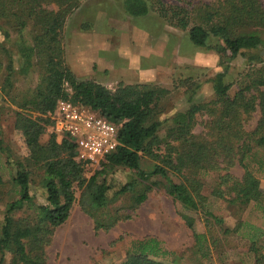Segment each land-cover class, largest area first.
I'll return each mask as SVG.
<instances>
[{
	"label": "trees",
	"instance_id": "trees-1",
	"mask_svg": "<svg viewBox=\"0 0 264 264\" xmlns=\"http://www.w3.org/2000/svg\"><path fill=\"white\" fill-rule=\"evenodd\" d=\"M82 1L0 0V20L10 24L18 35L11 48L0 42V52L7 60L6 66L0 60V76L5 77L0 93L12 94L14 75L26 76L36 68L39 71V81L29 97H22L19 102L11 96V102L17 105L14 128L21 132L27 155L16 162L15 172H11L10 182L19 197L7 204L0 226V264H46L45 246L53 231L70 217L76 186L83 189V209L94 216L108 206L107 174L118 169L134 175L115 193V198L131 194L134 208L148 199L154 185L165 183L167 194L184 211L201 212L208 221L222 224L223 219L207 209L204 178L215 174V185L207 191L233 206L239 217L252 203L264 211V191L255 173L256 169L264 174V8L260 0H177L173 5L163 0H123L125 13L134 19L145 18L156 10L171 26L187 30L194 45L219 53L229 51L230 58L241 55L250 64H260L237 83L233 95L230 91L236 82L227 77L225 67V72L210 79L214 99L192 102L190 96L191 104L186 110L165 120L157 118V106L169 93L167 88L152 83H122L110 89L96 80H81L75 75L66 60L62 32ZM28 25L32 29L30 39L23 36ZM3 32L5 37L10 36L8 31ZM213 39L222 40L223 45L214 46ZM14 55L19 56V68L15 67ZM61 99L86 106L118 126L120 144L90 178L86 177V169L94 165L76 160V145L71 140L59 139L52 132L42 142V136L53 124L49 113ZM257 111V124L248 130L246 122ZM34 112L38 115L34 116ZM199 114L207 118L204 130L196 133ZM142 156L157 161L152 170L141 168ZM235 166L243 168L241 177L233 173ZM32 170L42 171L40 183L45 189V203L37 202L31 194L35 181ZM170 174L181 181L176 182ZM3 185L0 175V204ZM26 210L32 211L29 216L16 217ZM182 218L193 232L201 257H208L211 248L205 244L207 234L195 229V218L190 214L182 213ZM238 223L243 225L241 220ZM229 231L225 229V233ZM249 251L254 264H264V231L259 228L251 235ZM170 254L173 253L158 238L147 236L132 241L125 260L119 264H167L159 259Z\"/></svg>",
	"mask_w": 264,
	"mask_h": 264
},
{
	"label": "rangeland",
	"instance_id": "rangeland-1",
	"mask_svg": "<svg viewBox=\"0 0 264 264\" xmlns=\"http://www.w3.org/2000/svg\"><path fill=\"white\" fill-rule=\"evenodd\" d=\"M163 1L168 5L178 3L177 0ZM194 1L216 2V0ZM122 2L123 0H83L82 5L69 16L63 29L64 46L68 41L72 46L74 32L77 35L88 32L92 36V41L97 43L106 37L116 40L119 36V40L122 38L123 43L127 44L126 36L131 37V45L140 49L139 60L142 67L154 66L156 70V72H140L135 76L136 80L131 74V82L152 83L169 90L157 106V118L160 120L170 118L178 111L186 110L191 104L190 96H193L192 102L204 103L214 99L213 84L210 79L219 72H225V67H228L227 77L236 82L230 91L233 95L237 90V83L244 79L245 74L256 65L260 66L257 63L250 64L245 56L230 58L229 51L219 53L213 49L206 50L194 45L187 30L171 26L156 10H152L145 18L131 19L125 13ZM260 2L264 8V0ZM118 27H121L119 34L115 31ZM0 28V42H3L7 48L13 47L18 39L15 29L4 20H0ZM85 28L89 29L85 30ZM3 30L8 31L10 36L5 37ZM31 31V26L25 27L24 38L30 39ZM146 33L150 36L144 41ZM212 42L214 46L223 45L220 39H213ZM14 59L15 67L19 68V56L14 55ZM0 60H3L6 66L7 60L3 57L2 51ZM4 78L0 76V92ZM11 80L12 94L8 96L0 93V147L2 148L0 175L4 180L0 226L7 204L19 197L17 188L10 182L11 172H15L16 162L23 160L27 155L21 132L14 128L17 105L11 102V96H15L18 101L22 97H29L39 81V71L36 68L26 76L14 75ZM180 80L189 82L181 83ZM116 85L114 83L113 89ZM37 115L38 113L34 112V116ZM259 117L260 112H254V117L246 122V128L253 130ZM206 118L207 115H198L196 133L204 130L203 124ZM164 124L168 125L169 122ZM164 131L163 128L161 134H164ZM52 132V128L49 127L42 136V142L47 141ZM156 163L157 161L149 156L141 158V168L145 171L152 170ZM99 168L101 169V163L89 166L86 169V177L90 178ZM232 171L239 177L244 173L240 166H235ZM41 173V170H32L31 178L35 181L31 185V194L35 196L37 202L45 203L46 193L40 183ZM255 173L264 191V174L256 169ZM133 175L134 173L130 174L123 169L107 174V182L110 186L107 198L110 202L102 210L96 211L94 216L83 209V189L76 186V201L72 206L70 217L53 231L49 243L45 246L46 264H119L125 260L132 241L147 236L158 238L165 249L173 253L159 259L167 264H254L253 254L249 251L250 238L255 233V228L264 231V211L252 203L243 214L241 212L242 216L239 217L233 206L210 195L207 191V189L211 191L215 185V174L204 178L205 192L208 194L207 209L222 218V224L214 220L208 221L201 212L184 211L181 205L167 194L165 183L154 185L148 199L136 208L132 207L134 202L131 194L115 198V193ZM170 176L176 182L181 181L174 174ZM157 180L164 182L161 177ZM31 212L30 210L19 212L16 217H27ZM182 213L194 217L195 229L199 233L207 234L208 242L205 244L211 248L208 257H201L202 254L195 247L193 232L186 226ZM239 220L243 225L238 223ZM226 228L230 229L227 233H225Z\"/></svg>",
	"mask_w": 264,
	"mask_h": 264
},
{
	"label": "crops",
	"instance_id": "crops-1",
	"mask_svg": "<svg viewBox=\"0 0 264 264\" xmlns=\"http://www.w3.org/2000/svg\"><path fill=\"white\" fill-rule=\"evenodd\" d=\"M115 31L119 34L121 27ZM84 33L86 34L83 35ZM87 34L88 32H82L77 35L74 32L72 46L69 41L65 45L67 63L77 77L93 79L113 89L114 83L117 84L116 87L122 83L135 84L131 82L132 76L136 80L135 76L140 72H156L154 66L142 67L139 60L140 49L131 45V37L126 36L127 44L123 43L122 38L119 40V36L116 40L106 37L97 43L92 41L90 33ZM149 36L146 33L144 41L147 37L149 39Z\"/></svg>",
	"mask_w": 264,
	"mask_h": 264
},
{
	"label": "built area",
	"instance_id": "built-area-1",
	"mask_svg": "<svg viewBox=\"0 0 264 264\" xmlns=\"http://www.w3.org/2000/svg\"><path fill=\"white\" fill-rule=\"evenodd\" d=\"M49 116L52 131L76 145V160L84 164H100L120 144L118 126L86 106L61 99Z\"/></svg>",
	"mask_w": 264,
	"mask_h": 264
}]
</instances>
